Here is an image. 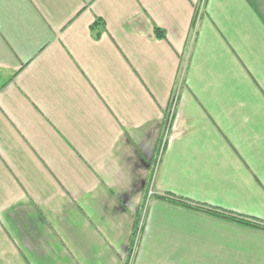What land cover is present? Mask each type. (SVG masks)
<instances>
[{"label":"crops","instance_id":"0c3cea01","mask_svg":"<svg viewBox=\"0 0 264 264\" xmlns=\"http://www.w3.org/2000/svg\"><path fill=\"white\" fill-rule=\"evenodd\" d=\"M0 264H264V0H0Z\"/></svg>","mask_w":264,"mask_h":264},{"label":"trees","instance_id":"16d2710c","mask_svg":"<svg viewBox=\"0 0 264 264\" xmlns=\"http://www.w3.org/2000/svg\"><path fill=\"white\" fill-rule=\"evenodd\" d=\"M156 34L158 35L159 38H163L165 37V34L160 31L159 29H156ZM167 201L171 202V203H174V204H179V205H182V206H186L185 204V201H182V200H179V199H175L173 197H165ZM203 211H206V212H211L210 209H202ZM242 223H245V222H242Z\"/></svg>","mask_w":264,"mask_h":264}]
</instances>
